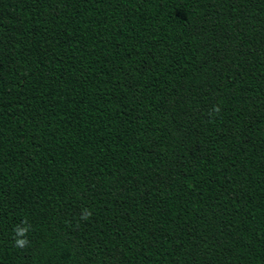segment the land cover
<instances>
[{"label": "trees", "instance_id": "1", "mask_svg": "<svg viewBox=\"0 0 264 264\" xmlns=\"http://www.w3.org/2000/svg\"><path fill=\"white\" fill-rule=\"evenodd\" d=\"M0 264H264V0H0Z\"/></svg>", "mask_w": 264, "mask_h": 264}, {"label": "clouds", "instance_id": "2", "mask_svg": "<svg viewBox=\"0 0 264 264\" xmlns=\"http://www.w3.org/2000/svg\"><path fill=\"white\" fill-rule=\"evenodd\" d=\"M221 111V107L219 105H214L210 110H209V115L210 116H216L219 115ZM92 216L91 210L85 208L82 210L80 214V219L81 220H89L90 217ZM32 230V225H30L27 221V219H24L21 221L20 224H17L13 228V247L18 248V249H26L29 247L31 241L28 238V233Z\"/></svg>", "mask_w": 264, "mask_h": 264}]
</instances>
